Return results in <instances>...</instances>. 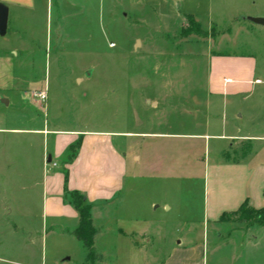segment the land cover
Listing matches in <instances>:
<instances>
[{"label": "rangeland", "instance_id": "1", "mask_svg": "<svg viewBox=\"0 0 264 264\" xmlns=\"http://www.w3.org/2000/svg\"><path fill=\"white\" fill-rule=\"evenodd\" d=\"M259 13L264 15V0H38L35 22H12L8 47L22 40L27 52L14 71L21 87L35 85L26 94L0 92L6 116L0 125V264L87 263L88 249L74 235L77 222L51 202L61 198L56 177L68 172L78 149L57 155L61 136L35 132L44 128L170 135L162 142L170 149L169 169L178 171L136 180L138 201L159 197L154 212L147 207L149 214L135 213L151 219V243L144 253H134L130 239L118 235L127 224L102 222L95 207L98 264H163L187 236L190 242L206 241L212 251L217 239L204 217L205 169L210 159L227 158L223 151L231 142L186 135L207 133L211 55L219 53L252 56L256 82L239 96L219 98L215 120L239 125L242 135L264 137V27L247 20L263 18ZM225 58L217 67L221 76L235 70L229 65L234 61ZM34 92H45L46 100ZM217 134L220 127L212 131ZM148 141L138 136L115 144L121 150L131 145L140 156ZM247 143L246 151L264 149L261 138ZM45 154L53 157L49 168L43 165ZM261 233L252 227L236 235L233 247L222 243L221 248L242 255L238 264H261L253 240Z\"/></svg>", "mask_w": 264, "mask_h": 264}, {"label": "crops", "instance_id": "2", "mask_svg": "<svg viewBox=\"0 0 264 264\" xmlns=\"http://www.w3.org/2000/svg\"><path fill=\"white\" fill-rule=\"evenodd\" d=\"M0 4L5 5L9 9L7 33L0 39V92L26 94V91H29L28 87H34L35 82H29V86L26 88L21 87L20 77L14 71L15 63L20 62L21 58L25 59L24 55L27 53L24 50L25 44L22 40L17 39V30H14L12 36L16 38L15 41H20L8 47L10 42L8 35L10 34L12 22L17 23L22 18H26L32 23L35 22L37 19L38 0H0ZM241 13L250 12L243 10ZM257 15L264 16L260 13ZM225 57H229V59L234 61V63L231 62L229 65L235 70H231L225 73V76H221V72H219L217 67H219L218 63L223 62ZM211 65V75L208 84L211 102L207 105L210 120L205 125L207 133L204 136L186 135V137H206L211 140L212 138H218L231 142L229 150L223 151L227 158L219 161L210 159L207 162L204 176V217L207 224L212 225L213 235L217 241L214 243L212 251H210L206 241L190 242L187 236L185 240L179 242L171 249L169 257L163 264H238L243 259V256H239L228 246L233 247L234 245L232 244H234L233 240L236 235H242L252 227L262 229V233L255 236L253 240L255 241L254 249L261 257V264H264V245L262 244L264 242V226L249 227L246 224L223 222L221 220L226 214L238 212L246 202H249L257 210L264 208V149L255 153L246 151L245 148L246 144H248L247 142H254L260 138L264 140V137L242 135L239 125L217 122L214 116L218 108L217 101L219 98H224L225 101L228 100V96H239L245 92L248 85H253L256 82L253 78L256 74V65L252 56L249 55H224L219 53H212ZM83 82V79L80 80V83ZM34 93L33 95H35ZM6 104L8 106L11 105V101H7ZM155 105L153 106L155 107ZM5 117V114L0 111V125ZM219 127L222 129V134L212 135V131L219 130ZM15 131L20 132L22 130ZM35 132L38 135H45V137L51 133H57V136H61L55 141L57 155L62 154L68 148L72 150L77 147L78 149L75 159L68 162L66 167L68 172L56 177L61 198H58L59 200H51L56 208H60L64 218L73 219V221L77 222L74 232L79 227L80 217L71 204L69 195L79 193L85 197L92 208L93 222L94 209L96 207L102 222L116 221L126 223L128 230L118 228L119 239H130L131 250L134 253H144L143 248L145 245L151 243L147 239L151 230L149 224L151 219L138 217L135 213L136 210L140 209L142 212L144 210L145 214H149L147 207L154 212L152 208L159 202V197L138 201L135 193V190H137L136 180L141 176H144L143 178L147 176L153 178L155 175L156 178H162L165 177L164 175L167 176L178 171V169H169L167 158L170 149L162 142L163 139L170 135L162 132L144 134L131 132L82 133L75 131H49L46 128ZM138 136L150 140L148 141L149 143L141 146L140 156H138L136 148L134 149L131 145L121 150L115 144V139H131ZM179 136L183 137V135ZM209 146L207 145L208 148ZM238 148H241V151H234L238 150ZM229 152L236 156H228ZM240 153L241 157L237 158ZM46 158L45 154L43 156V165L44 168H49L48 165L53 163V157L48 156V159ZM49 158H51L50 162ZM130 159H133L132 165L129 162ZM140 163L144 164V169H141ZM192 170L188 169L187 171L193 173ZM179 171L185 172L184 169ZM199 177L197 173V176H192V179H188L194 181L199 179ZM160 189L163 191V187H160ZM156 209H159V207L157 206ZM170 209L168 208V210ZM53 216L57 217L54 212ZM222 243L228 246L222 249ZM222 252H224V255H220ZM244 264H247V261Z\"/></svg>", "mask_w": 264, "mask_h": 264}, {"label": "trees", "instance_id": "3", "mask_svg": "<svg viewBox=\"0 0 264 264\" xmlns=\"http://www.w3.org/2000/svg\"><path fill=\"white\" fill-rule=\"evenodd\" d=\"M191 22L195 20L190 17ZM197 24V23H196ZM70 202L76 209L80 217V223L77 230L74 232L75 237L81 241L88 249L87 263L98 264L102 260L100 255H97L95 250V238L98 235V230L95 228L91 206L87 203L85 197L79 193L69 195ZM223 222H235L246 224L247 226H264V208L257 210L252 207L249 202H246L238 212L226 214L221 219Z\"/></svg>", "mask_w": 264, "mask_h": 264}, {"label": "water", "instance_id": "4", "mask_svg": "<svg viewBox=\"0 0 264 264\" xmlns=\"http://www.w3.org/2000/svg\"><path fill=\"white\" fill-rule=\"evenodd\" d=\"M8 18H9V9L3 5L0 4V35L5 36L8 29ZM249 22H252L256 25L264 27V17L263 18H248ZM140 46V42L137 41V45L135 48ZM51 161V158H49V162Z\"/></svg>", "mask_w": 264, "mask_h": 264}, {"label": "built area", "instance_id": "5", "mask_svg": "<svg viewBox=\"0 0 264 264\" xmlns=\"http://www.w3.org/2000/svg\"><path fill=\"white\" fill-rule=\"evenodd\" d=\"M34 96L40 98L42 101L46 100V93L45 92H40V93H37V94L35 93Z\"/></svg>", "mask_w": 264, "mask_h": 264}]
</instances>
